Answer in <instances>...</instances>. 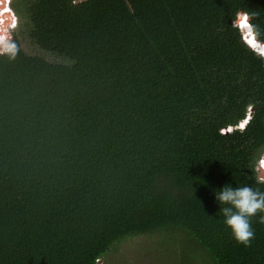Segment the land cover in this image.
<instances>
[{
	"label": "trees",
	"instance_id": "obj_1",
	"mask_svg": "<svg viewBox=\"0 0 264 264\" xmlns=\"http://www.w3.org/2000/svg\"><path fill=\"white\" fill-rule=\"evenodd\" d=\"M11 5L33 44L72 63L0 27V264H99L157 233L181 264H264V213L245 247L215 195L264 191V55L233 24L247 13L264 44V0Z\"/></svg>",
	"mask_w": 264,
	"mask_h": 264
},
{
	"label": "rangeland",
	"instance_id": "obj_2",
	"mask_svg": "<svg viewBox=\"0 0 264 264\" xmlns=\"http://www.w3.org/2000/svg\"><path fill=\"white\" fill-rule=\"evenodd\" d=\"M11 4L12 0L9 4V8L7 5L5 7L0 6V27H2L6 22L12 21L14 27L20 35L22 46L27 53L40 55L50 62H64L59 64L70 65L61 58L63 56L60 57L58 54H50L49 52L41 49L39 46L33 44L28 34L27 23L20 17V14L12 11ZM63 58L72 63V61L68 58ZM252 111V109H249V113H252ZM236 128H238L237 125H233L226 129L227 131H233ZM262 158H264V150L257 161L259 173L260 161ZM261 179H264V176H262ZM162 242L163 233L130 236L115 244L112 249L109 250L108 254L99 261V264H181L182 259L181 255H179V243L176 244L177 246L171 245L174 242H171V244L167 243L165 246H163L161 244ZM187 263L196 264L195 262L188 261Z\"/></svg>",
	"mask_w": 264,
	"mask_h": 264
},
{
	"label": "clouds",
	"instance_id": "obj_3",
	"mask_svg": "<svg viewBox=\"0 0 264 264\" xmlns=\"http://www.w3.org/2000/svg\"><path fill=\"white\" fill-rule=\"evenodd\" d=\"M4 1L6 2V0ZM85 2L86 0H72L73 6H78L80 4H84ZM6 4H9V2H6ZM2 5L3 4L0 2L1 7ZM7 6L9 8V5ZM242 17L247 18V28L241 29L244 40L248 43L244 33L246 30L258 47H264V44H261L256 40L258 33L256 32L254 26L248 22L249 16L247 13H238L237 19L233 22L234 26H240ZM250 46L264 55L261 49H258L257 46ZM251 116L252 113H248L246 118H244L237 125V127L244 129ZM241 125H243V127H241ZM225 131H227V129H225ZM262 168L264 169V158L260 161V170ZM259 178L261 179L262 175H260ZM215 195L217 202L220 205H224L223 207H220L219 212L223 214L224 223L231 230L235 241L240 245L250 247L252 241L255 239V229L252 226V219L261 213H264V191L256 190L251 186L233 187L231 185H225L221 190L217 191ZM259 222L264 223V215H260Z\"/></svg>",
	"mask_w": 264,
	"mask_h": 264
},
{
	"label": "snow or ice",
	"instance_id": "obj_4",
	"mask_svg": "<svg viewBox=\"0 0 264 264\" xmlns=\"http://www.w3.org/2000/svg\"><path fill=\"white\" fill-rule=\"evenodd\" d=\"M240 27H241V29L247 28V18L246 17H242L241 18ZM246 39H247V36H246ZM248 43L250 45H252L253 47L257 46L256 43L253 40H248ZM261 51H262V53H264V49H261ZM241 127H243V125H241Z\"/></svg>",
	"mask_w": 264,
	"mask_h": 264
},
{
	"label": "bare ground",
	"instance_id": "obj_5",
	"mask_svg": "<svg viewBox=\"0 0 264 264\" xmlns=\"http://www.w3.org/2000/svg\"><path fill=\"white\" fill-rule=\"evenodd\" d=\"M9 1L11 2V0H8V2H9ZM10 2H9V4H10ZM9 4H6V2L3 0V5H2V6L5 7L6 5H9ZM244 33H245L246 36L249 35L248 32H247L246 30L244 31ZM262 170H263V172H264V169H263V168H262Z\"/></svg>",
	"mask_w": 264,
	"mask_h": 264
},
{
	"label": "water",
	"instance_id": "obj_6",
	"mask_svg": "<svg viewBox=\"0 0 264 264\" xmlns=\"http://www.w3.org/2000/svg\"><path fill=\"white\" fill-rule=\"evenodd\" d=\"M261 44H263V43H261ZM256 45H257V44H256ZM260 175L264 176V172H263L262 169L260 170Z\"/></svg>",
	"mask_w": 264,
	"mask_h": 264
},
{
	"label": "built area",
	"instance_id": "obj_7",
	"mask_svg": "<svg viewBox=\"0 0 264 264\" xmlns=\"http://www.w3.org/2000/svg\"><path fill=\"white\" fill-rule=\"evenodd\" d=\"M0 2L3 4V1L2 0H0ZM6 2H8V0H6Z\"/></svg>",
	"mask_w": 264,
	"mask_h": 264
}]
</instances>
